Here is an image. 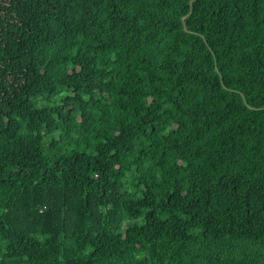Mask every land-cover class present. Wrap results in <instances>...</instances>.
<instances>
[{
	"label": "trees",
	"instance_id": "obj_1",
	"mask_svg": "<svg viewBox=\"0 0 264 264\" xmlns=\"http://www.w3.org/2000/svg\"><path fill=\"white\" fill-rule=\"evenodd\" d=\"M0 264H264V0H0Z\"/></svg>",
	"mask_w": 264,
	"mask_h": 264
}]
</instances>
